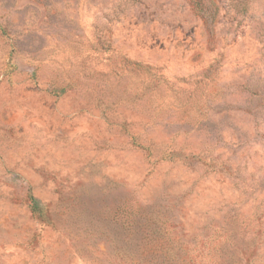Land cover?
I'll list each match as a JSON object with an SVG mask.
<instances>
[{
	"label": "rangeland",
	"instance_id": "obj_1",
	"mask_svg": "<svg viewBox=\"0 0 264 264\" xmlns=\"http://www.w3.org/2000/svg\"><path fill=\"white\" fill-rule=\"evenodd\" d=\"M0 264H264V0H0Z\"/></svg>",
	"mask_w": 264,
	"mask_h": 264
},
{
	"label": "trees",
	"instance_id": "obj_2",
	"mask_svg": "<svg viewBox=\"0 0 264 264\" xmlns=\"http://www.w3.org/2000/svg\"><path fill=\"white\" fill-rule=\"evenodd\" d=\"M27 204L31 216L39 221H46L49 218L48 207L41 204L32 194L27 195Z\"/></svg>",
	"mask_w": 264,
	"mask_h": 264
}]
</instances>
